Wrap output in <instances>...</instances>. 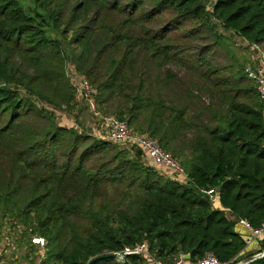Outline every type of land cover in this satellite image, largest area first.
<instances>
[{"label": "trees", "instance_id": "16d2710c", "mask_svg": "<svg viewBox=\"0 0 264 264\" xmlns=\"http://www.w3.org/2000/svg\"><path fill=\"white\" fill-rule=\"evenodd\" d=\"M30 3L0 0V212L46 239L39 264H87L143 242L161 264L208 252L233 264L264 250L262 236L243 255L235 230L264 220V100L225 45L229 55L217 52L214 26L264 51V0ZM68 61L98 109L157 139L187 182L136 146L56 121L76 96Z\"/></svg>", "mask_w": 264, "mask_h": 264}, {"label": "built area", "instance_id": "2783aa9c", "mask_svg": "<svg viewBox=\"0 0 264 264\" xmlns=\"http://www.w3.org/2000/svg\"><path fill=\"white\" fill-rule=\"evenodd\" d=\"M211 6V5H210ZM208 10V8H207ZM210 10V9H209ZM249 49L253 50L254 54L251 58V62L244 66V73L250 79L255 82L256 89L258 90L260 97L264 100V51L256 44H249ZM257 60V62H256ZM68 78L73 85L75 90L76 98L80 101L85 102L88 110L93 118V122L90 124L92 134L111 141L121 147L136 146L142 151L143 159L155 166L157 169H167L174 175L182 177V182H187V175L184 168L178 163V161L169 153L166 152L159 144L158 140L144 133H138L134 131L128 124L127 120L120 119L112 114L102 113L96 104L94 99V89L88 82L87 78L78 74L73 68L72 73ZM0 85H5V82L0 81ZM47 107L46 105H44ZM209 196H215L211 191H205ZM237 223L247 230L244 235L245 248L251 246L254 242H257L259 238L264 236V220L261 225L257 228H252L244 219H238ZM30 244L44 249L47 241L44 237L34 234L30 238ZM119 256V260L116 261L119 264H123L122 256H128L132 254L141 255L146 258L150 257L145 242L136 244L133 247H125L120 251H114ZM2 252L0 249V264ZM183 254L172 264H228L226 262H220L213 253L208 252L204 256L195 262H189L184 259Z\"/></svg>", "mask_w": 264, "mask_h": 264}, {"label": "rangeland", "instance_id": "374dc122", "mask_svg": "<svg viewBox=\"0 0 264 264\" xmlns=\"http://www.w3.org/2000/svg\"><path fill=\"white\" fill-rule=\"evenodd\" d=\"M22 2L27 7L31 4L30 0H22ZM207 8L208 10L210 9L209 4L207 5ZM214 26L217 28V32L221 35L220 37L222 43V45L217 47V52L220 54H225L226 50L224 49L223 46L225 45L229 53H232L235 56V58H237L238 63L241 64L243 68L244 66L249 64L251 51L249 47L246 45L245 40L241 39L239 36L233 35L231 32L222 29V27L219 25L217 21H215ZM226 55L229 54L226 52ZM69 62L70 61H68L67 63ZM67 68H68L67 73L70 75L74 67L71 63H69L67 64ZM180 73L182 72L180 71ZM73 103H74L73 108L70 110L65 109L64 107L57 109V111L55 112L56 121L61 124L72 125L76 127L77 130L91 135L92 129L90 128V124L93 122V118L88 110V107L86 106L85 102L78 100L76 96ZM48 109H51V107ZM116 149L119 150L120 148L116 146ZM114 152H115L114 150H109L108 152H104L105 156H107L106 159L111 158ZM12 218L13 216H8V215L3 216L2 213L0 212V249L2 252L1 260L2 263L4 262L3 264H5V261H7V255L10 253V248L18 247L16 241L22 232H24V234L22 233L23 239H29L32 236V234H28L25 230H23L22 227H16V229L12 230V225H11ZM8 228H11V230H8ZM33 248H34L33 251L29 254V256L26 258L23 264H36L37 258H39L40 254L44 253V249L37 248L35 246H33ZM111 263L113 262H107L103 264H111ZM17 264H20V262H17Z\"/></svg>", "mask_w": 264, "mask_h": 264}, {"label": "crops", "instance_id": "0c3cea01", "mask_svg": "<svg viewBox=\"0 0 264 264\" xmlns=\"http://www.w3.org/2000/svg\"><path fill=\"white\" fill-rule=\"evenodd\" d=\"M250 51H251V54H250V62H251L254 58V57L252 58L254 51L251 49H250ZM251 58H252V60H251ZM256 62H257V60H256ZM218 204H219L218 201H216L214 205L217 206ZM235 230L238 232H242L244 234L247 233V230L245 228H243L241 225H239L238 223L235 226ZM16 243H17L18 247L17 248H15V247L10 248V253L7 255V261H5V264H17V262H20V264H23L25 262L26 258L29 256V254L34 249L33 245L26 244L25 240H22V241L17 240ZM30 247H32V250L30 249ZM257 247H258V243L254 242L251 246H249V249L247 247L246 250L244 251V253H242V254L250 253V252L254 251ZM42 256H43V254H40L39 258H37V260H36V264L40 263V259ZM1 263H2V260H1ZM111 264H119V263L113 262ZM145 264H161V263H160V261L155 260L154 258H151V259L146 258Z\"/></svg>", "mask_w": 264, "mask_h": 264}, {"label": "water", "instance_id": "95a60500", "mask_svg": "<svg viewBox=\"0 0 264 264\" xmlns=\"http://www.w3.org/2000/svg\"><path fill=\"white\" fill-rule=\"evenodd\" d=\"M264 256V250H262L261 252H258L256 254H253L251 256H248L242 260H239L238 262H235L233 264H248L250 262H252L255 259H258L260 257ZM184 259H189L190 255L189 254H184L182 256ZM122 262L123 264H130V262L127 259V256H122ZM119 260V256L115 253H108V254H104V255H100V256H96L91 258L87 264H99V263H104V262H116Z\"/></svg>", "mask_w": 264, "mask_h": 264}]
</instances>
